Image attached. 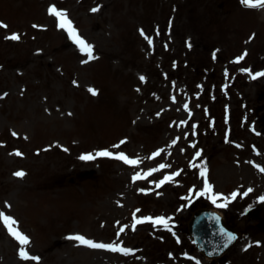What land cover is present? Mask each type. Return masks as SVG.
<instances>
[{
    "label": "rangeland",
    "instance_id": "374dc122",
    "mask_svg": "<svg viewBox=\"0 0 264 264\" xmlns=\"http://www.w3.org/2000/svg\"><path fill=\"white\" fill-rule=\"evenodd\" d=\"M52 5L67 12L94 58L58 26ZM0 22V212L15 218L30 238L25 250L40 257L22 259L0 221V264H264V172L255 166H264V76L252 78L264 72V8L240 0H0ZM13 33L20 39L6 38ZM104 149L139 163L80 159ZM205 180L229 197L226 207L199 195ZM200 208L241 229L215 261L188 235ZM134 213L163 216L168 227L147 220L133 230ZM77 234L133 251L92 248L69 238Z\"/></svg>",
    "mask_w": 264,
    "mask_h": 264
},
{
    "label": "snow or ice",
    "instance_id": "6c2138e0",
    "mask_svg": "<svg viewBox=\"0 0 264 264\" xmlns=\"http://www.w3.org/2000/svg\"><path fill=\"white\" fill-rule=\"evenodd\" d=\"M240 2H241L242 5H244L246 7H249V8H264V0H240ZM92 11L93 12L99 11V8L98 7L97 8H93ZM49 13L58 18V21H59V25L58 26L60 28L66 29L68 31V33L71 36V38L79 45L80 50L82 52L86 53L87 56L89 57V59L94 58L93 57V45L88 43L83 37H81L78 34L77 30L73 27L72 21L68 18L67 12L64 11V10H59L55 5H52L49 8ZM0 26H3L5 28L7 27V25L3 24L2 22H0ZM34 27H39V26L34 25ZM141 34L145 36V39L148 40L149 44L153 43L152 38L147 36L144 33L143 29H141ZM6 38L12 39V40H19L20 36H19V34L13 33V34H11L10 37H6ZM250 39H251V37H250ZM189 47H191V45H189ZM245 55H247L246 51H245V53L243 55L238 56L236 58L237 62L242 60ZM242 71L248 72V73L251 74V69H249V68H243ZM259 76H264V72H256L252 76V78H256V77H259ZM140 78H141V80H145V77H143V76H141ZM89 91H91L93 94L97 93V90L95 88H90ZM5 95H7V94L5 93ZM173 100H175L174 96H173ZM184 108L187 109L188 105L185 104ZM181 123H185V122L182 121ZM253 131H255L254 128H253ZM257 134H260V133H257ZM13 135H16V133L13 132ZM124 142L125 141L122 140L120 143L123 144ZM173 143H175V141H173ZM113 147H117L118 148L119 145H114ZM193 147H195V145H193ZM65 151H67V149H65ZM16 154L17 155H23V153L19 152L18 150H17ZM157 154L158 153H153V156H155ZM200 155H201L200 152L196 153L197 157H199ZM96 156L114 157V158L122 160L126 164L133 165V166L139 163V159L138 158H135V159L134 158H130L123 151L118 152V153H113V152L109 151L108 149L97 151L95 154L86 153V154L82 155L80 157V159H82V160H92V159H95ZM193 166L195 167V164H193ZM255 166L260 171L264 172V166H261L259 164H256ZM159 167L160 168H165V167H169V165L161 164ZM153 171H155V169H149L148 174L150 175L151 172H153ZM206 173H207V169L206 168H202L201 175L202 176H206ZM15 175L22 177V176L25 175V173L23 171H18V172L15 173ZM176 175H179V172H176V173H173L171 175L165 176L162 180H160L158 182V186H159V184H163L166 181L172 180L173 177L176 176ZM136 178H146V175H144L142 173H136L134 179H136ZM141 191H145V190L141 189ZM251 191H252V189L249 188L247 190V192L244 193V195L245 196L248 195V192H251ZM237 194H238L237 192L231 193V198L234 199L237 196ZM199 195H209V198L212 200V203L213 204H217L218 207H226L227 203H228V200H229V197L223 196V194H221V193H214L212 191V185L209 184L207 182V180H205L204 189L199 193ZM221 197H223L224 203L218 204L217 201ZM259 199L261 201H264V196H260ZM9 207H10V205H9ZM137 211H139V209H137ZM133 215H134V221H135L132 224V229L133 230H135L136 223H139L141 221H147V220L153 221V223H155V224H162L165 228L168 227V219L163 217V216L155 217V218H153L151 216H147V217H140L139 219H137L135 217V213ZM0 221H2L4 223V225L6 226V228L9 231V233L21 245V247L19 249L20 257L22 259H24V260L31 259V260L39 261V259H40L39 256H30L28 251L25 250L24 246L29 243V239L30 238L27 235H25L24 233H22L18 229V227H17L18 222L15 220V218L10 216V215L5 214L4 212H0ZM120 230L123 231L124 229L121 228ZM225 235L227 237L225 246H227V243H230L235 237H234V234L230 233V232L229 233H225ZM69 238L70 239H75L78 242H80L81 244L87 245V246L92 247V248H102V249H107V250H110V251H118V252H121V253H124V254H128V253H131L133 251L131 248L124 247L120 243H116V242H112V243H98V242H96V241H94L92 239H89V238L85 237L84 235H80V234L71 236ZM256 243L259 244L260 242L257 241ZM185 255H187V254H185ZM197 264H199V262H197Z\"/></svg>",
    "mask_w": 264,
    "mask_h": 264
},
{
    "label": "water",
    "instance_id": "95a60500",
    "mask_svg": "<svg viewBox=\"0 0 264 264\" xmlns=\"http://www.w3.org/2000/svg\"><path fill=\"white\" fill-rule=\"evenodd\" d=\"M222 222L221 218L214 213L197 212L190 223V233L197 247L209 257H217L226 251L236 240L226 244L225 233H232Z\"/></svg>",
    "mask_w": 264,
    "mask_h": 264
}]
</instances>
